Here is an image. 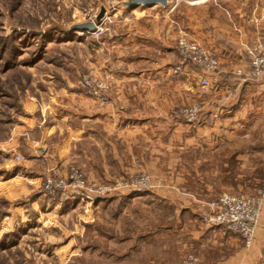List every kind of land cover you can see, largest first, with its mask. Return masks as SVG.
<instances>
[{
  "label": "rangeland",
  "instance_id": "374dc122",
  "mask_svg": "<svg viewBox=\"0 0 264 264\" xmlns=\"http://www.w3.org/2000/svg\"><path fill=\"white\" fill-rule=\"evenodd\" d=\"M228 1L232 0H168L165 6L148 7L136 5L134 0H0V264H147L151 259L156 261L154 264H181L190 252L198 255L201 262L196 247L199 239L193 236L202 232L201 226H211L202 217L207 204L226 192L264 195V186H258L254 194L225 188L231 187L233 180L215 178L210 170L219 164L212 159L208 165L203 164L208 154L197 148L190 151L191 163L187 168L192 177L185 181L172 180L167 175L168 167H164V173L136 168L112 174L108 179L98 178L88 173L82 161L71 158L67 168L61 169L54 157L49 165L40 162L41 179L29 185L27 179L35 174L22 168L33 151L30 141L39 138L42 128L51 124L56 115L64 114L70 94L82 93L99 105L111 103L109 79L87 67L103 34L115 29L125 32L135 25L137 17L142 18L138 26H147L146 17L158 16L159 21L172 19L180 23L178 52V41L184 34L189 40L217 51L194 36L191 27L196 23L205 28L210 19L218 18L221 6ZM102 8L106 11L96 21ZM88 21L97 27L101 25L97 35L91 30L73 28ZM217 53L219 72L204 89L199 82L204 73L192 64L175 72L181 60L179 52L173 73L189 68L197 80L183 83L190 93H194L195 86L198 91L192 99L171 110L173 120L191 126H211L218 120L224 123L226 117L220 113L219 105L229 97L217 99L210 92L219 87L223 73ZM239 70L248 69L236 70L237 75L246 79ZM85 78L95 87L103 85L97 95L89 93ZM194 106L198 110L193 120L180 114ZM227 135L228 128L221 127L219 136L212 132L208 137ZM178 168L174 175L182 177L181 167ZM73 171L83 179L84 192L96 195V189L103 190V196L83 199L73 192ZM206 173H210L208 177ZM48 176L64 180L65 192H48L44 188ZM143 177H150L148 188L130 192L131 183ZM166 188L177 193L189 192L193 198L182 195L174 201L164 199L159 193ZM183 205L192 207L185 210Z\"/></svg>",
  "mask_w": 264,
  "mask_h": 264
},
{
  "label": "crops",
  "instance_id": "0c3cea01",
  "mask_svg": "<svg viewBox=\"0 0 264 264\" xmlns=\"http://www.w3.org/2000/svg\"><path fill=\"white\" fill-rule=\"evenodd\" d=\"M225 5L205 28L195 22L191 27L194 36L219 52L223 73L219 87L210 92L217 99L229 97L219 105L225 125L218 120L211 126H191L172 119L171 110L198 91L195 86L190 93L183 83L197 80L189 68L173 73L179 59L176 41L180 23L148 16L149 25L138 26L142 18L137 17L125 32L115 29L103 34L93 48V58L86 60L90 70L109 79L111 103L99 105L82 93L70 94L64 114L56 115L42 128L39 138L29 143L33 151L22 168L35 175L27 179L28 184L39 183L40 162L49 165L54 157L61 169L67 168L71 158L82 161L88 173L98 178L108 179L136 168L164 173L168 167L172 180L185 181L192 177L187 168L190 151L197 148L208 154L202 157L203 164L208 165L211 159L219 164L210 170L215 178L233 180L231 187L225 188L254 194L258 186H264V78L244 79L236 73L250 61L247 49L256 41L264 43V0H232ZM221 127L228 128L227 136L208 137L212 132L219 136ZM179 166L182 177L174 175ZM161 191L160 196L170 201L193 196L173 188ZM201 228L202 232L193 236L199 239L200 264H264V209L249 248L240 236L222 226ZM155 262L147 260V264Z\"/></svg>",
  "mask_w": 264,
  "mask_h": 264
},
{
  "label": "built area",
  "instance_id": "2783aa9c",
  "mask_svg": "<svg viewBox=\"0 0 264 264\" xmlns=\"http://www.w3.org/2000/svg\"><path fill=\"white\" fill-rule=\"evenodd\" d=\"M260 23V21H257ZM97 27V26H96ZM101 29V25H98L95 31H92L93 35H97ZM178 41V50L181 54V60L176 65L175 72L180 71L186 64L190 63L197 69L201 70L204 74L200 78L201 86L207 89L211 85V80L216 77L219 72L218 53L212 48L205 47L196 41L189 40L186 35L180 36ZM250 61L248 62L247 71L239 70V73L243 74L246 79H262L264 78V43L256 41L248 49ZM216 79V78H215ZM85 84L89 87V93L97 95L100 88L103 85L93 86L92 83L85 78ZM198 110L197 106L192 109L181 110L184 118L193 120ZM20 158V157H18ZM71 179H74L73 192L77 193L83 199L91 197V199L101 198L105 191H98L96 188V195L86 193L83 189V179L77 171H73ZM44 188L50 192L55 191L65 192L67 184L64 180H59L52 176H48L45 179ZM150 183V177H143L141 180L131 183L129 188H132L130 192L137 190L147 189ZM67 196V195H65ZM263 197L260 192L257 196H249L245 194H232L224 193L207 205V209L202 211V217L211 226H222L225 230L230 231L235 235H239L244 239L246 246H251L254 233L260 223V217L263 211ZM181 264H200L198 255L194 252H190L182 260Z\"/></svg>",
  "mask_w": 264,
  "mask_h": 264
},
{
  "label": "water",
  "instance_id": "95a60500",
  "mask_svg": "<svg viewBox=\"0 0 264 264\" xmlns=\"http://www.w3.org/2000/svg\"><path fill=\"white\" fill-rule=\"evenodd\" d=\"M134 3L136 5H141V6H154V5H162L165 6L168 4V0H134ZM106 9L102 8L100 13L97 15L96 21L101 19V17L104 15ZM74 29H79V30H91L95 31L96 29V24L93 21H88V22H82V24H76L73 26Z\"/></svg>",
  "mask_w": 264,
  "mask_h": 264
},
{
  "label": "bare ground",
  "instance_id": "6f19581e",
  "mask_svg": "<svg viewBox=\"0 0 264 264\" xmlns=\"http://www.w3.org/2000/svg\"><path fill=\"white\" fill-rule=\"evenodd\" d=\"M203 1H205V0H194V2H203Z\"/></svg>",
  "mask_w": 264,
  "mask_h": 264
}]
</instances>
